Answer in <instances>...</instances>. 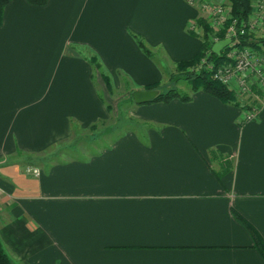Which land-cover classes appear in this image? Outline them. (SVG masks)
I'll return each mask as SVG.
<instances>
[{
    "label": "crops",
    "instance_id": "obj_1",
    "mask_svg": "<svg viewBox=\"0 0 264 264\" xmlns=\"http://www.w3.org/2000/svg\"><path fill=\"white\" fill-rule=\"evenodd\" d=\"M203 11L188 0L5 7L0 238L15 264H264L238 217L264 240V96L253 121L239 99L186 84L187 100L133 97L172 87L178 63L201 50L188 26ZM102 72L134 126L70 142L114 112Z\"/></svg>",
    "mask_w": 264,
    "mask_h": 264
},
{
    "label": "built area",
    "instance_id": "obj_2",
    "mask_svg": "<svg viewBox=\"0 0 264 264\" xmlns=\"http://www.w3.org/2000/svg\"><path fill=\"white\" fill-rule=\"evenodd\" d=\"M189 2L194 4V0H189ZM253 3V13L242 22L233 19L228 7L216 5L210 13L206 10L209 5L203 3V9L209 16H205V19L209 18V22L212 20V25L219 31H225V39L229 38L231 41L220 63L209 61L210 53H207L197 66L200 69L206 65L215 79L228 89L235 91L245 107L244 121H253L258 117L260 108L256 101L264 96V46L261 45L262 49L241 44L242 35L252 33L253 30L264 26V0H257ZM189 28L198 29L195 24H190ZM211 39L213 42H218L219 36H211ZM27 172L36 176L41 173L38 168H28Z\"/></svg>",
    "mask_w": 264,
    "mask_h": 264
},
{
    "label": "trees",
    "instance_id": "obj_3",
    "mask_svg": "<svg viewBox=\"0 0 264 264\" xmlns=\"http://www.w3.org/2000/svg\"><path fill=\"white\" fill-rule=\"evenodd\" d=\"M12 0H0V26L3 22V14L5 7ZM29 3L37 6H42L47 3L48 0H27ZM229 2L230 10L233 19H237L238 22L246 21L249 16L253 13V1L254 0H227ZM196 23L199 24L204 29L203 35L199 34L197 31L190 29L189 32L195 36H198L202 39V47L201 50L191 59L180 61L177 65V72L171 76V80L174 83H179L183 81L190 85L193 91L204 90L207 93L217 97L223 102H234L237 100L236 94L228 89L224 84L214 78L213 73L205 67H201L200 69L197 66L201 63L202 59L206 56L207 53H210L208 57L209 61H214L215 63H220L224 57L223 53L227 49V46L222 49L220 54H216L213 47L215 42L212 41L211 36L214 34L212 27H210L209 23L205 18H198ZM217 36H219V41L225 40V31L215 32ZM252 33H247L242 35L241 44L243 45H252V46H261L264 45V38L256 39ZM95 67L97 69L100 68V63L96 58L92 59ZM102 77L105 82V85L108 91L113 94L114 89L111 83V79L104 72H102ZM149 89H157L159 88V84H153L148 87ZM174 98H181L183 100H187L190 98V95L187 93L181 92L177 86H173L171 88L161 89L158 96L149 101V102H157L164 101L169 102ZM111 105H109L110 107ZM245 226L252 233L257 247L264 253V240L258 233V231L254 228V226L244 219L241 216H238ZM0 264H15L11 257L5 250L3 242L0 238Z\"/></svg>",
    "mask_w": 264,
    "mask_h": 264
},
{
    "label": "rangeland",
    "instance_id": "obj_4",
    "mask_svg": "<svg viewBox=\"0 0 264 264\" xmlns=\"http://www.w3.org/2000/svg\"><path fill=\"white\" fill-rule=\"evenodd\" d=\"M256 1L257 0H254L253 2H256ZM188 2H189V0H188ZM203 3H206L209 5V7L206 10L210 13L212 12L214 6H216V5H223V6L228 7L230 9L229 2L227 0H225L224 2L222 0H204V1L203 0H194V4L202 6V7H203ZM253 5H254V3H253ZM206 10L203 11L202 16H201L202 18H205L204 16H208L206 13ZM208 20H210V19L207 18V22L209 23L210 27H212V30L214 32V34H212V36H217L215 34V32H219V30L217 29V27L212 25V23H211L212 20L210 22ZM190 24L197 25L198 29H195V30L199 34L203 35L204 29L199 24H197L196 21L189 23V25ZM198 25L200 27H198ZM189 30H190V28H189ZM257 32H263L264 33V26L259 28L258 30H253L252 34L255 35ZM254 37L256 39L264 38V37H259V36L258 37L254 36ZM263 46H260V47L257 46V48H262ZM183 84L189 85L183 81H180L179 83L173 82L172 87L177 86L178 89L182 91V89L180 87ZM166 87H168V86H166ZM233 92L235 93V91H233ZM113 93L114 94L111 97H109V100H108L110 102V105L112 106V109H114V112H112L111 118L106 120L105 122L99 124L95 129H91V130L89 129L84 133L81 132L78 135H75L73 138H71L70 142L74 143L75 141H78V140L79 141H98V142L101 141V142H104L105 140L116 137L119 134L123 133L124 131H127L128 129H131L134 126L133 122H132L133 119L130 118L129 111H128V109L131 106L133 107V105H128L129 104L128 102H130V100H128L127 98L124 97L125 95H123V93H124L123 89H120L118 91L116 90ZM236 96H237V94H236ZM237 99H239L238 96H237ZM68 146L74 147V144H69ZM69 149H70L71 153L76 152V150H73L72 148H69Z\"/></svg>",
    "mask_w": 264,
    "mask_h": 264
},
{
    "label": "water",
    "instance_id": "obj_5",
    "mask_svg": "<svg viewBox=\"0 0 264 264\" xmlns=\"http://www.w3.org/2000/svg\"><path fill=\"white\" fill-rule=\"evenodd\" d=\"M230 39H225L224 41H218L214 44V51L216 54H220L222 49L225 48L229 43ZM160 91L158 90H137L133 92V97L136 103H144L155 99Z\"/></svg>",
    "mask_w": 264,
    "mask_h": 264
}]
</instances>
